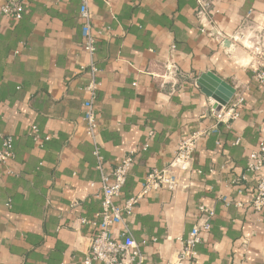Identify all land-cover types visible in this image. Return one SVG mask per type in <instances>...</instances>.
I'll return each mask as SVG.
<instances>
[{
    "label": "crops",
    "instance_id": "1",
    "mask_svg": "<svg viewBox=\"0 0 264 264\" xmlns=\"http://www.w3.org/2000/svg\"><path fill=\"white\" fill-rule=\"evenodd\" d=\"M5 1L0 129L13 137L16 157L0 164V264H84L95 230L81 219L100 210L102 185L84 119L90 56L82 5L21 0L24 14L16 19L2 14ZM205 2L210 13L199 19V0H91L106 171L137 151L116 203L138 193L149 170L166 166L182 139L207 131L195 152L202 172L181 177L176 191L149 192L125 216L134 239L146 241L142 264L176 260L201 203L216 215L197 247L198 264H264V210L250 204L257 175L246 172L249 152L264 139V83L254 79L261 60L254 48L264 53V0ZM169 61L180 70L175 90L152 76ZM236 93L245 96L238 118L216 123L210 98L221 104ZM33 126L50 138L35 141ZM242 173L246 181L232 184ZM224 198L243 206H226ZM121 231V223L112 228L115 238Z\"/></svg>",
    "mask_w": 264,
    "mask_h": 264
},
{
    "label": "built area",
    "instance_id": "2",
    "mask_svg": "<svg viewBox=\"0 0 264 264\" xmlns=\"http://www.w3.org/2000/svg\"><path fill=\"white\" fill-rule=\"evenodd\" d=\"M80 2L82 5L80 17L85 31L83 48L90 56L87 69L90 79L85 87L87 99L84 102L86 110L84 119L86 121V134L94 145L93 155L96 161V169L101 174L102 185L99 192L101 200L100 210L92 220L81 219L83 223L90 222L95 230L90 239V249L84 258V264H142L145 256L141 250V246L146 241L138 243L134 239L125 225V216L130 215L139 201L149 192L164 187L170 191H176L183 186L180 182L181 177L190 176L194 171L202 172L200 169L194 168L195 152L200 140L206 136L207 131L205 129H197L182 139L171 161L166 166L149 170L142 189L138 193L131 195L123 205L116 203V198L125 186L130 168L136 160L137 151L127 153L111 172L106 171L104 156L98 139L99 111L95 105L101 84L98 80L100 69L97 67L95 60V54L98 49V32L92 19L91 0H80ZM209 6V3L205 2V0H199V8L196 12L199 19L204 18L210 13ZM24 10V4L21 0H6L1 6L3 15L16 19L23 17ZM254 50L261 57L259 66L254 68V79L257 82L264 83V53L260 51L259 47H255ZM85 69L86 67L82 66V70ZM179 71L178 65L169 61L165 65L163 72H154L152 76L155 80L159 81L161 88L170 86L172 90H175L179 85ZM244 101L245 96L243 93H236L234 98L226 104H220L213 98H210L209 113L216 123H224L230 126L238 118L240 107ZM216 103L217 105L220 104L219 107L215 105ZM261 130L264 132V126ZM31 135L38 142L42 139L48 140L50 138L49 135L41 136L37 126L32 127ZM239 142L240 139L238 138L235 143L238 144ZM147 147L148 144L146 143L143 149ZM15 157L13 137L0 129V164L7 165ZM9 172L15 174L12 170ZM246 172L257 175L250 204L257 212H262L264 210V139L256 149L249 152ZM246 179L247 174L242 173L234 177L231 182L232 184H242ZM223 202L226 206H231L232 204L237 207L243 206L241 201L232 203L231 200L224 198ZM198 210V220L187 237L183 239L182 247L177 254L176 260L171 264H198L197 247L203 242V234L211 231L212 221L216 215L212 208L202 203L199 204ZM116 223L122 224L119 238H115L112 234V228Z\"/></svg>",
    "mask_w": 264,
    "mask_h": 264
},
{
    "label": "water",
    "instance_id": "3",
    "mask_svg": "<svg viewBox=\"0 0 264 264\" xmlns=\"http://www.w3.org/2000/svg\"><path fill=\"white\" fill-rule=\"evenodd\" d=\"M205 78H206V76H204ZM219 81H220V79H218ZM222 84H224L225 85V83L224 82H222V81H220ZM221 88V87H220ZM231 96V93L229 94V97ZM228 98H226V99H224V100H221L220 99V102H221V104H226L227 102H228Z\"/></svg>",
    "mask_w": 264,
    "mask_h": 264
}]
</instances>
